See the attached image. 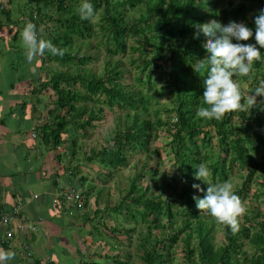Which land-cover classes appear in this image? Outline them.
Listing matches in <instances>:
<instances>
[{
  "label": "trees",
  "instance_id": "16d2710c",
  "mask_svg": "<svg viewBox=\"0 0 264 264\" xmlns=\"http://www.w3.org/2000/svg\"><path fill=\"white\" fill-rule=\"evenodd\" d=\"M23 3L35 14L32 23L37 26V32L41 24L59 25V32L51 35L50 41L63 50V55L45 50L41 62L55 61L60 68L72 63L76 70V75L65 71L52 73L48 82L39 85V91L52 90L50 104L56 115L42 128L44 139L49 138L47 134L52 135L58 145L59 135L54 134L57 129L70 126L86 134L95 120L101 119L104 110L114 114L119 110L132 111L125 113L128 121L122 128L119 126L122 121L117 119L119 124L114 133L105 139L107 146L93 151L89 160L99 159L105 169L103 172L108 173L105 178L110 179L113 172L127 166L130 157L145 156L142 169L131 179L127 197L130 201L113 204L104 199L102 206L106 202L108 206L102 210L97 206L94 217L87 215L91 213L90 201L99 202L103 197H93L91 181L80 177L79 186L85 190H77L81 201L74 204L71 211L80 210L79 219L90 225L89 231L97 229L96 236L101 239L92 247L98 260H87L84 264H130L129 251L134 247L137 252L142 250L138 258L140 264H170L175 259V253L170 250L179 244L183 264H264V210L250 207L233 230L206 210L198 209L193 199L205 194L193 188V184H199L206 191L212 183H231L236 171L241 183L235 185L234 190L242 203L253 199L264 205V108L256 105L249 108L248 113L244 108L237 109L220 119L199 117L198 109L206 106L202 95L206 74H198L193 66L207 55L205 38L202 35L196 38L197 25L218 20L222 24L243 22L254 28L253 18L264 9V0H93L96 13L100 11L95 24L77 14L80 0H27ZM57 13L61 15L56 17ZM127 17L133 22L127 23ZM91 37L105 39L108 59L102 75L91 69L85 72L84 65L93 60L92 56L82 58L75 54V39L84 41ZM131 40L134 43L130 44ZM243 43H255V40L250 38ZM127 52H130L129 65L133 73L126 71L122 60L117 59L118 55L125 58ZM133 53L137 55L135 59H132ZM261 54L262 59L253 63L248 76H234L239 85H247L248 94L264 80V49ZM126 74L132 78V83L122 82L126 81ZM242 94L241 102L245 105L247 96L243 90ZM162 96L168 103L159 106L152 116L165 115L166 120L146 118V110ZM80 101L82 105H78ZM95 105L101 107L98 117ZM162 128L170 137L167 147L174 173L168 180L160 181V171L153 169V177L143 187L137 182L143 178L141 172L152 156L158 154L152 144L158 140ZM201 163L209 168L210 175L199 180L194 173L196 165ZM72 188L75 189V185ZM115 209L124 219L118 226L113 221ZM99 214L104 218L102 222L97 221ZM219 229L223 231L220 244L214 237V231ZM34 264L41 263L35 261Z\"/></svg>",
  "mask_w": 264,
  "mask_h": 264
},
{
  "label": "crops",
  "instance_id": "0c3cea01",
  "mask_svg": "<svg viewBox=\"0 0 264 264\" xmlns=\"http://www.w3.org/2000/svg\"><path fill=\"white\" fill-rule=\"evenodd\" d=\"M25 1L0 0V250L15 252L13 259L0 264H84L88 251L93 252L92 236L85 242L75 234L85 225L71 211L74 204L62 207L53 200L67 188L81 185L80 177H87L85 169L83 173L78 169L80 162L72 169L68 162L70 156L79 160L80 147L78 152L67 149L75 133L80 131L78 140L85 133L75 127L58 130L55 126V132L62 135L60 143L56 145L52 135L44 139L42 128L56 115L50 104L52 90L39 91L42 82L38 81L48 82L53 70L48 76L49 60L45 64L39 60L43 54L27 58L21 30L32 23L35 14L22 8ZM45 25L48 29L49 23ZM62 157L68 162L66 174L62 167L55 172V161L61 165Z\"/></svg>",
  "mask_w": 264,
  "mask_h": 264
},
{
  "label": "clouds",
  "instance_id": "9594fccd",
  "mask_svg": "<svg viewBox=\"0 0 264 264\" xmlns=\"http://www.w3.org/2000/svg\"><path fill=\"white\" fill-rule=\"evenodd\" d=\"M77 14L83 20L96 17L93 0H80L76 8ZM254 28L243 22L230 21L222 24L220 21L199 24L196 26V38H205L204 47L207 55L193 66L198 74H206L203 79L204 105L198 109L197 115L212 120L220 119L225 113L242 109V90L234 76H248L253 63L262 59L261 49H264V9H260L253 18ZM23 46L29 60L36 55L44 54L45 50L53 55H63V50L50 40L38 36L36 26L27 22L21 30ZM254 38L255 43H243ZM248 96L250 109L257 105V97H264V80L254 88ZM264 106V100L261 101ZM195 177L199 180L210 175L209 168L201 163L196 165ZM193 188L204 191L203 197L194 196L196 207L206 210L211 217L233 230L238 226V217L245 212L241 198L234 190V185L223 181L209 184L206 191L199 184ZM15 257L11 250H0V262Z\"/></svg>",
  "mask_w": 264,
  "mask_h": 264
},
{
  "label": "rangeland",
  "instance_id": "374dc122",
  "mask_svg": "<svg viewBox=\"0 0 264 264\" xmlns=\"http://www.w3.org/2000/svg\"><path fill=\"white\" fill-rule=\"evenodd\" d=\"M230 1H236V0H230ZM24 6L22 8L25 10V8H27L28 6H25V7ZM29 8L30 7H28V9ZM99 13H100V11H98L96 13L95 18L91 19L93 21L92 22L93 24L98 22V20L100 18ZM60 15H61L60 13H57L55 16L58 17ZM135 16H137V14ZM126 21H127V23L133 22V21H130V19L128 17H127ZM48 26H49L48 29H46L45 26H44V28H40V26H39V32H40L39 36H41L42 38L44 37L47 40H50L51 35H55L57 32H59V30L57 29V27L59 25L57 23L49 22ZM132 43H134L133 40L130 41V44H132ZM73 47L75 50V54L78 57H82V58H87L89 56L93 57V60L86 61L85 65H84L85 72H88V70L91 69L97 75H102L103 67L105 65V62L108 59L105 39H103L101 37L98 39H96L95 37H91V38L84 39V41H82V40H79L76 38L75 42L73 43ZM127 53H128V55H126L125 58L120 57V55H118L117 59L122 60L121 63L124 65L123 67L126 71H131L133 73L135 71L133 70L132 66L129 65L130 61H131L130 52H127ZM136 57H137V55L135 53H133L132 59H135ZM39 60H40V58H39ZM47 65L50 67L48 73H50V71L53 70L52 71L53 74H55V72H57V71H62V72L65 71L69 75H76V70L74 68L75 65L72 63L68 64V66H66L65 68L58 67L57 63L55 61L54 62L49 61L47 63ZM41 74L43 76H45V73H41ZM124 78H126V81L125 80L122 81L124 84L132 83V78L130 76H128L127 74ZM42 79H44V78H42ZM38 82H44V81L39 80ZM158 85L160 87L162 85L161 82L158 83ZM239 86L243 90V92H245V94L247 96V100H248L249 94L246 93V91L248 90L247 85L240 84ZM75 87L78 89L80 86L77 84ZM251 94L252 93H250V95ZM164 97L162 96L158 103L153 102V104L149 107V109L146 110V112L144 113V116L146 118H148V119L152 118L153 121H156L159 118L166 120L167 117L165 115H162V116L159 115L158 117L152 116L154 111L159 110V106L162 107L163 104L168 103V100L165 99ZM257 99H259V102H257V105L264 108V106L261 105V101L264 100V97H257ZM80 104L81 105L83 104L82 101L78 102V105H80ZM86 105L91 106V103H86ZM95 107L97 110L96 114L98 117V116H100L98 114V109L101 107H99V105H95ZM249 108H250V106L248 105V103H246L244 110L247 111V113L249 111ZM125 113L131 114L133 112L132 111L131 112H121L119 110V111H115V114H114L113 112H111L108 109L104 110V113H103L101 119L95 120L96 122L93 123L94 126L92 128H89L88 130L86 129L87 133L84 134L83 136H80L81 139L78 140L80 131L75 133L74 134L75 140H72L73 142H71L72 146L67 147V149H70V150L74 149L77 152H78V148L80 147L81 152H78V154H80V156H79L80 161L77 160L78 159L77 157H76L77 158L76 159V158H72L70 156V158H68L69 166L72 169L74 167L73 165L80 162L81 164H79V167H78V169L80 170V173H83L84 169H85L86 173H87V178L89 181H91V185L93 186V189H92L93 194H91V195L95 198L98 195L103 197L99 202L97 200L90 201V203L92 202L91 206H90L91 213L87 212L88 216L90 214V215H92V217H94V214H93L94 211H98L97 206H99L98 209H101V210L103 209V207L108 206L107 202L105 203L104 206H102V201L104 199L111 200V202L113 204H115V202L121 204L124 200L126 202H129L130 200L127 197L129 195V191H130L129 186L131 184V179L134 177L135 172L140 171L143 167V164H144L143 160H144L145 156L143 154L132 156V157H130L127 166L119 168L118 170L113 172V174L110 175L111 178L108 179V178H105L108 175V173L103 172L105 169L102 167V165L99 164L100 160L99 159H97V160L94 159L93 161L89 160V158L92 156L93 151H99L101 148L107 146L105 143V139L107 137H110L114 133L115 128L119 124L120 120L122 121L119 124V126L121 128L123 127L124 123H127L128 120L125 119ZM117 119L119 120V122L117 121ZM82 121H84V120H82ZM54 134L61 135V132H55ZM169 141H170V137L165 132V129L162 128L159 132L158 140L152 144L153 150L157 151L158 154L152 156V159H150V161L148 162L146 169L143 170V172H141V174L143 175V178L138 180L137 184H140L141 186L145 187V185L147 184V181H150L151 177H153L152 171H151L153 169H158L160 171V176H159L160 181L168 180L170 178V176L174 173V170H172L173 169L172 155H170L169 149L167 147V143ZM74 143H75V146L73 147ZM70 152L72 154V151H70ZM60 153H62V151ZM68 162L65 161V159L63 157H62L61 165H57L58 163H56V161H55V169H56L55 172H59V169L62 167L61 170H62V172H64L63 174H66L67 173L66 166H67ZM52 164L54 165V163H52ZM233 172H234V174L231 177V181H232L231 183L234 186L237 184L239 185L241 183V181L238 178L239 175H237L236 171H233ZM51 174H52V172H51ZM94 181H95V183H94ZM104 181H106V183H104ZM257 182H259V181L257 180ZM75 190L83 191L85 189H82L79 185L75 184ZM106 196H108V197H106ZM243 206L245 208V212L239 216V218H238L239 220H242L243 216L247 214L248 209L250 207H258L262 211L264 210V205L261 203H258L256 200H253V199L245 200V202L243 203ZM75 212L81 213L80 210H78V209H75ZM114 212H117V213H114L113 221H114L115 226H118L122 222L123 216L120 217V212H118V209H115ZM103 219L104 218L102 217V215L99 214L97 217V221L102 222ZM91 220L90 221L87 220V221L91 222ZM106 221H107V223H109V225H112L110 223V221H108V220H106ZM165 222H166V220H164V223ZM84 225H85V228L80 227V229L75 231L76 232L75 234H77V235L79 234L81 239L85 242L87 241V239L89 237H91L93 235L92 238H89V240H93L92 241L93 244L99 243L101 241V239H99L96 236L97 232H95V231H97V229L89 231L88 228H90V225L89 224H84ZM106 227H108V226H106ZM92 228L94 229L95 226L93 225ZM90 232H92V233L89 234ZM102 232L106 234V232L104 231V228L102 229ZM152 233L157 234V232H155V231H152ZM159 237H160V235L158 236V238ZM214 237H215L216 243L220 244L223 240V231L221 229L214 231ZM70 238H72V237H70ZM126 238H127V236H126ZM105 239H107V237ZM107 241H109V239H107ZM123 243H126V242L124 241ZM135 249H136L135 247L132 250L129 249L130 250L129 254H131V256H132L130 258V264H140L141 263V261L138 258H139V255L142 254V250L137 252V249L136 250ZM90 252L88 251V258L87 259L88 260H91V259L98 260L97 257H95V256L91 257V255L92 256L94 255V252H92V253H90ZM173 252L175 253V259L170 264H183L184 258H183V254L181 251V245L179 244L178 246L172 248L170 250V253H173ZM112 254L116 255L115 252H112ZM119 254H121V253H119ZM101 261H102V259H101ZM98 262H100V261H98Z\"/></svg>",
  "mask_w": 264,
  "mask_h": 264
},
{
  "label": "built area",
  "instance_id": "2783aa9c",
  "mask_svg": "<svg viewBox=\"0 0 264 264\" xmlns=\"http://www.w3.org/2000/svg\"><path fill=\"white\" fill-rule=\"evenodd\" d=\"M62 193H63L62 195L58 194V197H56L53 200L54 204H60L62 207H65V206L70 207L73 204L80 203V201H81L80 193L77 190H75L74 188H67L66 191H62ZM8 218L11 219L12 217H8ZM7 221H8L7 219H4V222H7ZM27 228L29 230L35 232V228L33 226L28 225ZM11 230L16 232V229H11ZM10 235H11V231L8 232V236H10Z\"/></svg>",
  "mask_w": 264,
  "mask_h": 264
}]
</instances>
